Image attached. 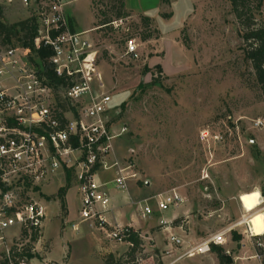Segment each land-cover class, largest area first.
Returning <instances> with one entry per match:
<instances>
[{"label":"rangeland","instance_id":"obj_1","mask_svg":"<svg viewBox=\"0 0 264 264\" xmlns=\"http://www.w3.org/2000/svg\"><path fill=\"white\" fill-rule=\"evenodd\" d=\"M133 2L148 6L154 14L160 4V0ZM111 3L75 0L69 7L77 8L85 17L92 18L93 12L100 25L98 13ZM257 5L254 2L253 15L258 25H264V0L258 10ZM2 9L8 25L29 18L19 5ZM128 13V17L117 20L115 11L110 12L112 22L92 33L96 64L106 66L113 84L112 90H106L103 79L104 87L99 89L95 82L93 89L97 95L112 98L111 108L121 110L114 124L127 129L115 143L109 165L118 163L119 169L130 166L125 174L134 173L136 178L128 181L127 191L131 185L154 211L159 195L179 193L183 198L179 209L172 208L163 216L171 218L182 209L194 222L192 232L199 228L209 232L207 237L215 235L244 216L245 225L236 235L241 230L249 233V228L254 235L257 229H264V100L245 58L243 28L230 1L170 0L169 5H161L150 28L141 21L144 16ZM162 15L171 17L164 19ZM148 34L152 39L143 42L142 37ZM129 39L139 45L140 58L135 62L126 56ZM38 63L37 69L43 74L42 63ZM260 121L263 125L257 127ZM67 174L65 171L57 178L62 189L77 188L73 181L67 184ZM61 183L43 187V193H55ZM242 192L254 195V211L246 212L242 202L233 199ZM76 196L79 198L77 191ZM156 214L159 218L162 215ZM185 220L183 217L185 234L180 236L189 242ZM49 222L52 229L49 236L44 235L42 253L57 263L106 264L109 257L100 243L120 249L119 243L90 229V222L80 225L79 232L67 226L63 233L59 219L51 216ZM171 226L151 228L145 238L141 237L137 264H192L191 259L219 264L212 251L191 259L185 256L180 262L178 258L191 249L185 245L174 247L167 256L168 233H176L164 228ZM0 236L6 235L0 231ZM97 236L102 242H97ZM226 237L227 244L220 247L230 251L233 264L237 257L244 258L238 264H258L249 254L241 253L240 244H232L233 233Z\"/></svg>","mask_w":264,"mask_h":264},{"label":"built area","instance_id":"obj_2","mask_svg":"<svg viewBox=\"0 0 264 264\" xmlns=\"http://www.w3.org/2000/svg\"><path fill=\"white\" fill-rule=\"evenodd\" d=\"M73 1L0 0L1 7L19 5L29 18H35V50L42 47L50 51V70L66 83L55 91L46 71L42 74L31 61L35 55L28 49H0V230L17 228L13 238L0 237V264H58L42 253L47 216L43 187L65 171L71 172L77 185L80 220L97 225L110 240L129 244L131 228L111 225L106 219L110 210L108 184L98 179L102 171H115L117 176L110 185L126 192L128 181L136 178L134 173L125 174L130 166L119 169L118 163L109 165L115 143L127 129L114 124L121 110L111 108L112 98L97 95L93 89L95 82L99 89L104 87L103 77L96 64L94 43L70 30L65 9ZM126 56L140 58L135 39L126 42ZM66 103L71 108L61 106ZM262 125L257 123V127ZM155 203L163 213L180 207L183 198L173 191L159 195ZM140 212L146 219L154 211L146 203ZM160 226L168 227V223L161 220ZM228 232L209 237L178 260L209 253L211 245L227 244ZM248 235L254 247L253 259L264 264V234L253 235L249 228ZM183 245L182 239L168 234L165 254L170 256L174 247Z\"/></svg>","mask_w":264,"mask_h":264},{"label":"crops","instance_id":"obj_3","mask_svg":"<svg viewBox=\"0 0 264 264\" xmlns=\"http://www.w3.org/2000/svg\"><path fill=\"white\" fill-rule=\"evenodd\" d=\"M161 5H162V2L160 0V4H159V6L156 7V10H155L156 13L154 14V13H150L151 9L148 6H146V5L141 6L138 4L136 5V4H134L133 0H126V9L128 11L132 12L133 15L139 14V15H142L144 17L150 18L152 20H155L157 18V15L160 12ZM69 6L70 5H68L65 9V17L68 21L70 30L74 33L83 34V36L86 39L93 42L94 37L92 36V33L95 32L96 30H98L99 28L106 27L107 25L100 26L99 24H97V18L93 12H92V18L85 17L77 10V8H75L73 6L72 7H69ZM153 12H154V10H153ZM129 59L133 61V59H131V58H129ZM135 61H137V60H134V62ZM97 67H98V70L102 73V76H103V79L105 82V88H107L106 90H112L113 84H112V80L110 78L109 70L106 68V66L104 64H100ZM68 175L69 174H67V178H68ZM59 176L60 175H58V177ZM116 176L117 175H116L115 171H102L99 173V176H98V179L102 184H104V183L108 184L106 187V191L110 197V210L106 214V219H107L109 224H111V225H117L118 224L121 226L130 227L131 229H133V231H135L136 233H139L140 237L145 238V235L147 233L148 234L150 233L149 229L160 226V221L163 220L166 223H168L169 225L171 224L172 228L174 227L173 229L169 228L168 230L169 231L174 230V232L176 233V234H173V233L169 232L168 234L176 235L177 237L182 239V241L184 242V245L186 246L187 249H189V248L192 249V248L200 245L204 241H206L209 237L213 236V235H210L207 237V233H209V232L207 231V232L203 233L202 231H199V228L197 229V231L192 232L191 225L194 222H192V220H190V218L186 216L185 212L182 209H180L179 212L174 213L171 218H166L163 216V213L159 212L157 210V208H155L156 213L162 214L160 216V218L157 216V214L153 210L154 212H153L152 216L147 217L146 219H143L142 213L140 212V207H144L147 202H144L143 200L139 199V191H135L131 185L129 186V189L126 192L118 191L112 185H110L111 182L116 178ZM58 177H56L55 180L52 181L50 184L45 185L44 188L51 186V184L54 185L56 183H61L60 181H58V179H57ZM71 181H73L75 183L72 174H71ZM62 188H63V185L61 183V184H58L55 193H53L51 195H47L46 193H43L44 199H43L42 203L46 209V215H47L46 219L48 217V219L44 223L43 235H45V236L46 235L49 236L50 231L52 229V227H51L52 225L49 222V219L51 218V216H53V218H55V219H59L60 222H62V227H61L62 233L65 231V228L67 226H71L73 231L79 232L80 225L86 223V222L81 221L80 216H79V212H80V208H81V202H80V197L78 198L76 196V191H77V195L79 196L78 189L75 187L69 188L68 190L65 191V194L63 195V197L59 198L57 196V193H59V191ZM70 192H71V194H70ZM242 193H238L233 199L236 200L237 202L239 201L241 203L240 197H241V195L245 194V193H243V194ZM236 197H238V198H236ZM53 203L56 204V207L52 206ZM62 203L64 204V207H62ZM241 206H242V203H241ZM234 207H235V209L237 208L235 205H234ZM183 217H185V219H186L185 224L188 227V229H187L189 231L188 233H190L189 234V242H186V240H184V238L182 236H180L181 234H185L183 232V229L185 226L183 224V221H182ZM241 219L243 221L240 220V218L237 220L238 222H236V223H238V224H236V223L231 224L230 226L223 229V231H227V230L230 231L226 234V236L230 233H235L238 228L245 225L244 216ZM143 220H146V222H144ZM157 221H159L158 224H157ZM173 222H175L174 225H173ZM219 225H220V223H219ZM225 226H226V224L220 225V227H225ZM88 227L92 230H97V232L99 234L103 233V235L106 236V234L103 231H101L97 227V225H94L93 223L90 222V225ZM194 228H196V226ZM86 231L88 232V229H86ZM1 234H4V235H6L5 237H7L8 239H11L17 234V228H13V229L5 231V232L1 231ZM237 234H239L240 236H243V237L241 238V240L239 242H236V240L232 241V244L233 245L240 244L241 245V253L249 254V258L253 259L255 252H254L252 240L250 239V237L248 235L249 233L247 232V230H241ZM106 238H107V236H106ZM43 239H45V238H43ZM101 240H102V238L97 236V242L100 243V242H102ZM226 240H228L227 237H226ZM50 243L51 242H49V244ZM119 246L120 247H118V248H120V249L117 251V249H114L113 246H107V245H104L103 243H100V247L105 250L104 255L107 254L109 258H110V256H112L114 258V260H116V261L119 260V258H121V256L129 250L130 243L126 244V246L119 244ZM229 252H228V250L226 251L227 254ZM47 254L45 255L46 257H47ZM228 255H230V253ZM184 259H185V257L182 258L180 260V262L183 261ZM189 259H191V258L189 257ZM191 260L194 261V262H192V264H203L202 262H200L196 259H191ZM51 261H54V260H51ZM237 262H244V258L237 257L235 259V264H238ZM176 263H178V262H176ZM58 264H63V263H58Z\"/></svg>","mask_w":264,"mask_h":264},{"label":"trees","instance_id":"obj_4","mask_svg":"<svg viewBox=\"0 0 264 264\" xmlns=\"http://www.w3.org/2000/svg\"><path fill=\"white\" fill-rule=\"evenodd\" d=\"M232 9L236 15L237 20L240 22L243 28V39L247 48L245 49V58L250 62L251 67L254 71L255 86L261 93L264 100V25H258L253 15V4L258 3L256 9L258 10L262 5V0H229ZM111 6L106 11L99 12L98 14L102 18L100 20V26L109 25L112 20L109 19L108 14L115 11L117 20H122L129 16L126 11V0H111ZM162 5H169L170 0H161ZM164 19H168L171 15H162ZM141 21L147 28L151 27V19L147 17H141ZM38 33V25L35 18H28L26 20L17 22L13 25H8L4 22L3 9L0 6V44L1 47L11 48L18 44L24 49H28L30 53L35 56L31 58L32 62L40 67L39 61L42 63L46 75L50 80L51 84L54 85L55 91L58 90L60 85H66L62 79H58L50 70L49 65L50 51L44 48H40L38 51L35 50V38ZM152 39L150 34L142 37L143 42H147ZM157 82V81H155ZM64 108L68 106L71 108L70 103L62 104ZM67 184L70 186L71 172H68ZM59 191V198H62L65 194V190ZM61 192V193H60ZM62 207L64 204L62 203ZM175 222H173L174 225ZM240 241L241 236L233 233V241ZM128 242L130 243L129 250L125 255L121 256L119 260H114L112 256L106 260V264H137L136 253L142 243L139 233L130 229V236ZM211 251L217 255L219 264H233V259L230 255L226 254L225 250L217 245H211Z\"/></svg>","mask_w":264,"mask_h":264},{"label":"bare ground","instance_id":"obj_5","mask_svg":"<svg viewBox=\"0 0 264 264\" xmlns=\"http://www.w3.org/2000/svg\"><path fill=\"white\" fill-rule=\"evenodd\" d=\"M240 200L243 204L245 211L248 213L254 211L257 207V204H256L257 201L255 200L254 195L243 194L241 195ZM263 234H264V229L261 228V229H257L254 235L261 236Z\"/></svg>","mask_w":264,"mask_h":264}]
</instances>
